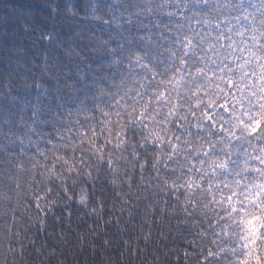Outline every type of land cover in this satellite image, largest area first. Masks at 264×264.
Returning <instances> with one entry per match:
<instances>
[{
    "label": "trees",
    "instance_id": "16d2710c",
    "mask_svg": "<svg viewBox=\"0 0 264 264\" xmlns=\"http://www.w3.org/2000/svg\"><path fill=\"white\" fill-rule=\"evenodd\" d=\"M0 264H264V0H0Z\"/></svg>",
    "mask_w": 264,
    "mask_h": 264
}]
</instances>
